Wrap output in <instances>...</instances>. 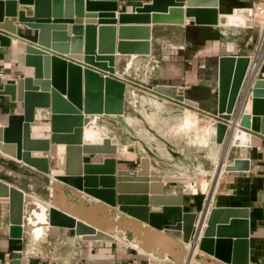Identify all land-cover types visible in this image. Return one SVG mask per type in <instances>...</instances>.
<instances>
[{
    "label": "water",
    "instance_id": "95a60500",
    "mask_svg": "<svg viewBox=\"0 0 264 264\" xmlns=\"http://www.w3.org/2000/svg\"><path fill=\"white\" fill-rule=\"evenodd\" d=\"M219 1L152 0L144 3L128 0L125 4L132 8L131 13L120 11L118 17L119 0L0 1V31L9 34L0 32L1 46L8 47L12 37L23 35L24 30L16 23L33 31L37 44L24 46V63L32 75L0 89V96H9L12 101L22 103L24 109L21 114L10 115L6 125H0V151L44 175L41 178L46 185L45 199L52 202L47 217L50 227L73 230L84 241H111L113 234L122 236L128 231L133 239L125 235L127 244L156 250L158 258L169 264H181L179 259L187 253L184 244L189 245L190 261L197 248L225 264H250L248 208L213 206L210 209L208 203L200 213L185 212L183 194L165 195L164 184L196 182V177L151 176V159L147 157L141 159L136 173L117 171L116 159L92 164L85 162L83 157L114 156L118 152L113 139L96 124L102 115L117 117L126 111L127 84L113 77L117 71L116 54H151L152 27L124 25L185 26L189 19L196 25L217 26L221 19ZM18 3L25 6L18 8ZM92 10L101 12L85 13ZM118 22L121 25L117 28L114 25ZM250 64L249 56L219 58L215 115L223 121L215 126L218 144L230 138L237 124L247 130L259 124L260 133L264 135V78L248 77ZM154 91L198 106L179 94L175 87L157 86ZM38 109L50 111V138L32 137L31 124L35 123ZM92 129L98 132L99 138L88 141L85 134ZM62 145H66L64 164L59 168L62 173L55 174L48 155L52 146ZM2 155L0 166L16 171L5 164L6 157ZM57 157L54 163L58 167ZM222 165L220 162L214 181ZM250 170V159L237 158L226 166V171L231 172ZM50 176L59 183L58 186L51 184L52 191L49 189ZM7 183L13 186L0 180V201L9 206V235L12 239L29 238L27 209L38 206L27 201L25 190ZM124 185H149L159 190L151 193L150 199L147 196L128 197L123 192ZM32 190L30 188L27 194L34 195ZM81 193L104 204L86 206L87 198ZM118 205L119 212L147 226H139L132 219H129L132 225L125 223L119 216L116 222L112 213H117ZM109 230H112L111 235ZM198 254V264H210Z\"/></svg>",
    "mask_w": 264,
    "mask_h": 264
},
{
    "label": "crops",
    "instance_id": "0c3cea01",
    "mask_svg": "<svg viewBox=\"0 0 264 264\" xmlns=\"http://www.w3.org/2000/svg\"><path fill=\"white\" fill-rule=\"evenodd\" d=\"M0 1L6 2L7 0ZM126 1L128 0H119V8L116 11L117 17L120 11L131 13L132 8L126 6ZM141 1L148 3L152 0ZM256 1L220 0V17L234 14V11L239 8H251V5H255ZM24 6L18 3V8ZM65 8L63 2V13ZM100 12L99 10L85 11L86 14H99ZM150 14L152 15L154 12ZM16 24L18 28L24 30L23 35L21 37H12L11 45L8 47H3L0 44V68L4 72V78L0 79V89L5 84L14 83L19 78L32 75L31 69L27 68L24 63V46L25 44L37 45L35 43L36 36L33 31H29L25 26L19 23ZM120 25L118 22L114 26L118 28ZM124 26L152 27L151 54L127 56L116 54L118 58L117 71L113 77L127 84L126 111L123 116L102 115L97 119L96 124L102 131L108 133L110 137L113 135V143L117 144L119 148L127 146L132 152L125 154V156L84 155V161L92 164H103L106 159L112 158L116 159L115 167L117 171L126 170L136 173L140 169L141 159L147 157L151 159V176L159 178L196 177V182L165 183L164 194L176 195L182 193L184 211L200 213L205 204H208L207 198L211 188V185L203 186V178L201 177L213 176L214 178L220 162L233 163L237 158L250 159L251 170L249 172L235 173L236 177L232 181V186L220 189L215 195L211 207L249 209L250 264H264V135L260 133L259 124L253 127L252 130H247L237 124V131L241 129L251 134L252 137L250 147H238L227 142L229 136L226 137L224 144H218L216 142V133H211L212 129H215L216 123L223 121L215 115L219 58L223 56L253 57L257 53L262 31L249 32L247 30H252V28L220 25V23L217 26H201L189 21V19H186L185 26L153 25L151 23L125 24ZM0 32L9 35L4 31ZM259 64L256 78H264V61H260ZM91 68L96 69L94 67ZM150 68L152 71L156 70L154 77L150 78L154 82L153 90L157 86L175 87L178 93L185 96L187 100L198 104L197 107H194L185 102L157 94L155 91L154 95L147 94L149 97L151 96L149 100L158 106V109L154 106L155 112L149 111V115L156 118V120L167 119L169 122L181 123L187 117H195V121L198 119L196 122H200L198 126H205L204 133L203 130L200 133L193 129L183 130L182 126H177V135L185 133L190 141L196 140L197 142V144L187 146L189 147V152L186 155L183 152H176L174 145L160 135L158 136L163 141V148L151 150L146 143V147L145 145L141 147L135 142L132 143V140L129 137H125L122 132L120 135V131H118V125H120L118 119L127 126H130V123H134L133 112L136 113L137 109L140 108L139 106L142 105L140 103L143 101L144 94H146L145 91L136 87H141V85L138 84L139 79L134 75L141 69L148 71ZM101 73L106 74L103 71ZM147 89L150 90L149 88ZM140 93L144 96H140ZM23 112L22 103L12 101L9 96H0V125H6L10 115ZM37 113L35 123L31 124L32 137L38 139L50 138V111L38 109ZM41 113L42 116H40ZM112 130H115L117 134L115 131L112 133ZM203 135H205V138H202ZM208 136H211V141L206 144ZM85 137L89 141L96 140L92 131L87 130ZM65 146L51 147L52 151L49 153L48 158L51 164H54L53 167L55 169L58 167L54 163V158L58 156V150L63 147L64 161ZM163 151L172 155V158H167ZM0 154L2 155L1 151ZM6 161L15 162L23 166L22 163L10 157H6ZM25 168L27 169V167ZM29 170L34 169L31 168ZM41 177L43 176L17 175L8 168L0 166L1 181L13 186L7 183V180H4L9 178L12 180L10 183L15 185L14 187L24 188L27 193L32 188L34 195L27 194V198L32 199L31 201L35 205L37 203L49 209L52 206V202L40 199L42 198L41 194L46 192V185ZM50 178L52 179L53 177L50 176ZM34 179H36L35 182H33ZM31 181L33 185L30 183ZM227 183L230 182L227 181ZM124 186L126 187L123 192L127 193L125 196L128 197L147 196L146 198L150 199L153 196L151 193L159 190V187L150 186L149 188V185ZM145 192L147 194L143 195L142 193ZM83 196L86 195L83 194ZM86 198V206L97 203L104 204L93 197L86 196ZM118 207L119 205L116 208L117 213H112L116 222L118 220L117 216H119L125 223L131 222L130 224L132 225V221L129 220L132 219L139 226H147L145 223L119 212ZM41 209L40 207L34 208L32 206L27 209L26 220L29 238L12 239L9 235V206L7 202L0 201V264H8V256L11 259L9 264H169L160 258L153 257L142 250L134 248L116 237L111 241H84L76 236L73 230L47 226L45 224L46 212ZM38 213H43V216H45V218L43 217L44 221H40L36 217ZM36 227L43 229V233L39 238L34 237L32 234V230ZM125 235L129 240L133 239L130 232L127 231ZM34 247L43 249L40 257L28 254ZM190 256L188 250L186 260H190ZM198 256H201L202 260L209 261L210 264H225L204 252L199 251ZM194 264H198L196 254L194 255Z\"/></svg>",
    "mask_w": 264,
    "mask_h": 264
},
{
    "label": "rangeland",
    "instance_id": "374dc122",
    "mask_svg": "<svg viewBox=\"0 0 264 264\" xmlns=\"http://www.w3.org/2000/svg\"><path fill=\"white\" fill-rule=\"evenodd\" d=\"M261 3H264V0H257L255 5H259ZM255 5L254 4L251 5V9H253L255 7ZM248 28H252V30H247L249 32H254V31L259 32V31H262L263 27H262V25L257 26V25L253 24V25H251V27H248ZM261 36L262 37L260 38L261 39L260 43L262 42V40L264 38L263 33ZM255 55L253 57H255ZM259 58H261V56H259ZM155 71H152L151 68L148 69V71L141 69L140 71H137L136 74L134 75L136 78H138L140 80V81L138 80V84L141 85V87L140 86H136V87L139 88L140 90L145 91L146 94H144L145 95L144 96L142 93H140V96H144V98H143V101L140 103L142 105L139 106L140 108L137 109V112L136 113L133 112L134 123H130V126H127L125 123H122V121H120V119H118V122H120V125H118L119 126L118 131H120L119 132L120 135L122 132V134L125 137H129L132 140V143L135 142V144H137L141 147H143L146 143L148 148H150L151 150H153L155 148L156 149H158V148L162 149L163 148V146H162L163 141L160 140V137L158 136V135H160V136H162V138L164 137L166 140H168V142H170L172 145H174L176 152H178V153L183 152V154L186 155L189 152V147H187V146L190 144L191 145L197 144V142H196V140L190 141L188 139V137H186L187 134H185V133L182 135H177V132H178V130H176L177 126H182L183 130L193 129L194 131H199L200 133H202L201 130H203V133H204L205 126H202V127L198 126V124L200 122H196V121H198V119L195 121V119H194L195 117H193V118L187 117L181 123L180 122L176 123V122H169L167 119L166 120H163V119H157L156 120V118L149 115V111H151L152 113L155 112L153 109L154 106H156V109H158L157 104L153 103V101L149 100L151 96L149 97L147 95V94H151V95L155 94V92L152 88L154 85V82L152 79H150V78H153L154 75L156 74ZM256 72L254 70L253 74ZM146 88H149L150 90H148V89L146 90ZM114 131L112 130V133H114ZM115 133L117 134L116 131H115ZM116 134H114V135H116ZM107 135H109V134L107 133ZM111 136L113 137V135H111ZM211 136H208V138H207L208 141L205 142L206 144L210 143ZM202 138H205V135H203ZM112 139H114V138H112ZM231 143L233 144V141L230 142V144ZM117 147H118V145H117ZM145 147H146V145H145ZM163 152H164L163 154H165V156L167 158H170V159L172 158V155L168 154L166 151H163ZM120 156H125V155H120ZM228 164L229 163L226 161L223 162L220 175L218 176V178H216L217 180H215V181H214L213 176L201 177V178H203V186L206 187V185L207 186L211 185V188L209 191L210 197H209V201H208L210 203V205H213L214 197L220 190V186H221L222 181H223L222 176H223V173L225 172V167ZM12 172L16 173L17 175H21L19 172H16V171H12ZM35 180L36 179H34L33 182H35ZM30 183L32 184V181ZM231 184H232V182L228 183L226 185V187L232 186ZM45 193L46 192L41 194L42 198L39 197L43 201H46ZM198 252L199 251L196 249L194 255L197 254ZM191 264H194V257L191 261Z\"/></svg>",
    "mask_w": 264,
    "mask_h": 264
},
{
    "label": "bare ground",
    "instance_id": "6f19581e",
    "mask_svg": "<svg viewBox=\"0 0 264 264\" xmlns=\"http://www.w3.org/2000/svg\"><path fill=\"white\" fill-rule=\"evenodd\" d=\"M253 24L257 25V26H261L262 25V27H263L262 28V33H263V36H264V3H261L259 5H255V7L253 9H251V8H239V9H236L234 11V14L222 16L221 17V22H220V25H234V26H243V27H251V25H253ZM263 41H264V38H263ZM254 58H256V60H257V61H255V64H254L255 65L254 66V70L256 72L259 69L260 61H263V56H261V58H259V56H257V54H256V56ZM214 130L215 129H212V131H211L212 134H215ZM88 131H92L94 133V135L96 137L95 138L96 140L99 138L98 132L96 130L92 129V130H88ZM103 133L105 135H107V133H105L104 131H103ZM232 141H233V145L234 146L250 147L251 146V142H252V137H251V134H249L248 132H245V131H243L241 129L237 131L236 127H235L232 135L230 136V138L228 139L227 142L230 144V142H232ZM131 152H132L131 149H129L127 146H125V147L123 146L121 148H118L117 156L118 155L120 156V155L129 154ZM57 158H58V160L57 159L56 160H57V164H58V169H55L54 173L55 174H60V173H62V169H59V168H61L62 165L64 164V161H63V147H61L58 150V157ZM19 163H22V162H19ZM228 163H229L228 165L233 164L231 162H228ZM5 164L10 165L17 172H19L21 174H25L26 176H37V175L38 176H44L42 174L36 173L35 170H29L31 168L29 166L25 165L24 163H22L23 166H21V164L20 165L16 164L15 162L11 163V161H6ZM25 167H27V169ZM221 169H222V167H221ZM221 169L219 171V174L217 175V178L220 175ZM235 173H237V172L226 171V167H225V172L223 173V176H222L223 181H222V184L220 186V189H223V188L226 187V185L228 184L227 181L232 182L235 179V177H236ZM5 180H7L8 182H12V180H10L9 178L8 179L6 178ZM51 184H54V185L58 186L59 183L57 181H55L53 178L49 180V189L52 191L53 188H52ZM22 190H25V189L23 188ZM25 192H26L25 194L27 195V191H25ZM209 197H210V195H209ZM26 198H27V196H26ZM31 200L32 199L27 198L28 202H32ZM36 205L38 207L42 208L41 210H44L46 212L45 224L47 226H49V222H48V219H47L49 209L47 207H44V206L42 207V206L38 205L37 203H36ZM211 208L212 207H210V209ZM36 217L40 221H44L43 217L45 218V216H43V213L42 214H39V213L36 214ZM82 219H84V217ZM29 223H30V220H29ZM26 224L28 225L27 220H26ZM129 227H130V225H129ZM108 232L111 235L112 230H109ZM42 233H43V229L41 227H36L35 229L32 230V234L36 238H39L42 235ZM112 236H114V238L115 237L118 238L119 240H121L123 242L128 243V240H127V238H126V236L124 234H122V236H119L117 234H115V235L113 234ZM133 246L135 248L139 249V250L142 249V248H138L135 244H133ZM188 246L189 245H185L184 244V248H187V251L189 250ZM142 251L147 253V254H149V255H152L153 257H156V258H158V256H159V253L156 250L143 248ZM39 252H43V249L41 247H34L28 253L36 254V253H39ZM194 253H195V251H194ZM165 257H166V255L163 254V258H165ZM179 260H180L181 264H191V261H192V260L190 261L188 259L186 260V256H183Z\"/></svg>",
    "mask_w": 264,
    "mask_h": 264
},
{
    "label": "built area",
    "instance_id": "2783aa9c",
    "mask_svg": "<svg viewBox=\"0 0 264 264\" xmlns=\"http://www.w3.org/2000/svg\"><path fill=\"white\" fill-rule=\"evenodd\" d=\"M263 41V40H262ZM257 56H263V61H264V41L263 42H261L260 44H259V46H258V48H257ZM251 58V64H250V67H249V69H248V71H247V76L248 77H254V78H256V74H257V72L256 73H254L253 74V71H254V64H255V61H257L256 60V58H254V57H250ZM4 78V72H3V70H2V68H0V79H3ZM48 228V227H47ZM48 238V237H47ZM29 254V253H28ZM36 257H40L41 255H42V253L41 252H39V253H36V254H34ZM10 261H11V259H10V256H8L7 257V263L9 264L10 263Z\"/></svg>",
    "mask_w": 264,
    "mask_h": 264
}]
</instances>
